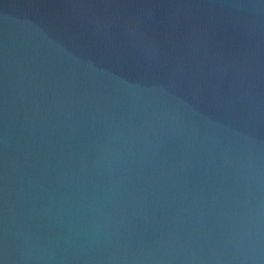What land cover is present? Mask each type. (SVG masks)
I'll use <instances>...</instances> for the list:
<instances>
[{"label": "water", "instance_id": "95a60500", "mask_svg": "<svg viewBox=\"0 0 264 264\" xmlns=\"http://www.w3.org/2000/svg\"><path fill=\"white\" fill-rule=\"evenodd\" d=\"M0 264H264V0H0Z\"/></svg>", "mask_w": 264, "mask_h": 264}]
</instances>
